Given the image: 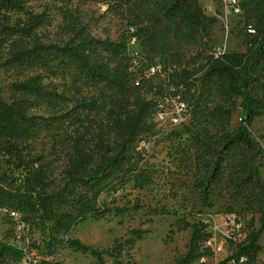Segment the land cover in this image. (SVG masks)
<instances>
[{"label":"trees","instance_id":"obj_1","mask_svg":"<svg viewBox=\"0 0 264 264\" xmlns=\"http://www.w3.org/2000/svg\"><path fill=\"white\" fill-rule=\"evenodd\" d=\"M30 1L0 0L1 26L11 13L25 16L21 28H3L17 34L18 40L2 65L38 67L47 78L46 83L40 76L15 82L11 100L0 97V152L10 172L0 173V208L15 212L24 226H38L46 232L43 250L47 256L66 247L90 255L95 264H106L105 256L114 264H124L123 253L128 257L146 230H129L131 237L116 238L105 248L84 245L71 237V232L87 220L122 216L128 206L114 204L117 191L126 185L141 189L151 184L148 157L137 143L151 131L158 99L170 85L183 87L191 108L205 94L239 98L241 124L230 132L222 129L218 134L200 137L192 186L201 206L212 207V193L227 178L231 156L236 155L233 183L237 192L255 191L252 197L258 201L260 216L258 228L244 240L234 242L236 253L228 258L236 263L243 257L254 263L261 249L257 240L264 231V182L260 176L262 150L249 127L254 118L264 114V0H239L252 23L246 49L218 54L207 44L216 19L205 13L199 0H149L153 23L144 31L145 47L155 52L168 36L197 48L190 66L184 64L156 80L146 79L141 70L129 67L124 43L94 36L71 10L62 11L66 38L46 42L36 38L31 33L43 26L46 18L43 13L28 11ZM26 38L30 40L24 41ZM66 76L72 78L69 86L75 88L74 92L69 86L59 89L53 81ZM78 81L108 86L114 92L102 114L95 98L77 95ZM142 92L151 97L146 98ZM39 103L50 111L48 115L32 112ZM215 110L226 123L230 110ZM92 112L96 113L93 118L88 115ZM57 121L62 130L53 137L51 155L60 162L55 173L50 161L29 150L28 141L42 130L56 128ZM185 227L191 229L190 238L185 252L177 254L173 264H196L211 237L204 221ZM24 256V249L0 240V264H18Z\"/></svg>","mask_w":264,"mask_h":264},{"label":"rangeland","instance_id":"obj_2","mask_svg":"<svg viewBox=\"0 0 264 264\" xmlns=\"http://www.w3.org/2000/svg\"><path fill=\"white\" fill-rule=\"evenodd\" d=\"M199 3L207 15L216 19L207 41L210 51L243 52L246 49V38L252 32V23L246 13L242 10L235 13L227 0H199ZM64 9L77 14L94 36L124 43L128 57L126 62L133 71L143 72L154 63L160 64L165 73L181 68L184 64L190 66L191 58L197 50L196 46L183 45L168 36L160 41L155 52L145 47L144 31L149 30L153 23V9L149 0H67L64 3L60 0H31L28 11L43 13L46 18L44 25L31 34L43 42L66 38L62 23ZM24 17L22 13H11L7 22L3 23L5 26L0 25V97L5 101L11 100V88L15 82L33 76H40L43 83L47 82L45 73L38 67L21 69L2 65L18 40L17 34L3 28H21ZM28 40L30 38L24 39ZM158 78L160 76H154L152 80ZM71 80L70 76H66L53 81L62 89L69 86ZM69 88L74 92L75 88ZM77 92V95L95 98L99 104V114L107 109L114 96L108 86L85 85L81 81L77 83ZM142 94L146 98L151 97L147 92ZM182 97L188 100L187 93H182ZM239 102V98L228 100L205 94L192 106L188 119L174 126L168 121H156L154 115L150 133L137 143L138 148H143L148 157V168L153 178L151 184L141 189H134L131 185L119 189L113 197L114 204L126 205L128 211L122 216L87 220L72 230L71 237L77 238L84 245L105 248L116 238L131 237L129 230L141 228L147 233L134 243L128 257L123 253L124 264H173L175 256L185 252L190 238L191 229L185 225L204 221L213 237V246L203 249L204 261L201 264H264V231L257 240L261 249L254 263L245 259L235 263L228 258L236 253L234 242L244 240L250 231L258 228L260 216L258 201L252 197L255 191L250 188L237 192L236 184L233 183L236 155L231 156L226 170L227 178L212 193V207L201 206L192 186L194 156L199 148L200 137L218 134L222 129L230 132L237 128L243 117ZM217 107L230 110L226 123L218 115L219 110H215ZM32 112L42 115L50 113L40 103ZM95 112L88 115L93 118ZM57 123L56 128L42 130L28 141L29 150L50 161L55 173L60 162L51 155L53 137L62 130L60 123ZM249 131L262 150L260 176L264 182V114L253 119ZM4 160L0 152V173L6 172L9 175ZM104 198L110 199L106 195ZM227 218H232L240 229L225 228ZM224 232L235 240H227ZM45 235L46 232H42L38 226H24L8 210L0 208V240L25 251L24 258L18 264L31 258L33 261H28L29 264H41L42 261L95 264L90 255L66 247L58 249L52 256L45 255ZM219 244H223V247L217 250ZM104 258L106 264H114L111 258Z\"/></svg>","mask_w":264,"mask_h":264},{"label":"built area","instance_id":"obj_3","mask_svg":"<svg viewBox=\"0 0 264 264\" xmlns=\"http://www.w3.org/2000/svg\"><path fill=\"white\" fill-rule=\"evenodd\" d=\"M227 2L231 5L232 9L235 13H240L241 8L239 6V0H227ZM221 53L214 52V54ZM164 72V74H163ZM169 73V71L167 72ZM167 73H165L164 68L158 64H150L147 66L145 70H143L142 75L146 79H152L154 76H160V78H164ZM183 87H177V86H168L164 92V94L161 96L159 101L156 102V106L154 109V115L156 118V121H168L170 125H179L183 121L188 119L189 114L191 113V106L189 103L183 99L182 93H183ZM10 215L13 217H16L15 212H10ZM231 227L232 229H240L239 224H237L232 218H227V221H225V228ZM224 237L227 238V240L234 239L231 238L227 234V232H224ZM213 246V237H210L205 242V247H212ZM223 247V244H219L216 246L217 250H220ZM245 258L241 257L240 260H244ZM239 260V261H240ZM28 259L23 260V264H29ZM204 261L203 257L199 258L197 260L196 264H201ZM234 262V260H231Z\"/></svg>","mask_w":264,"mask_h":264}]
</instances>
